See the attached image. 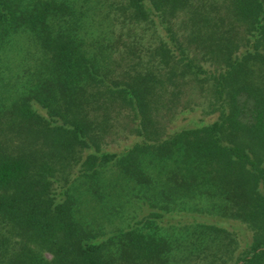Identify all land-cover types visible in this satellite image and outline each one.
I'll list each match as a JSON object with an SVG mask.
<instances>
[{
  "label": "trees",
  "instance_id": "trees-1",
  "mask_svg": "<svg viewBox=\"0 0 264 264\" xmlns=\"http://www.w3.org/2000/svg\"><path fill=\"white\" fill-rule=\"evenodd\" d=\"M222 6L215 20L204 11L203 3L193 4L192 0H124L121 9L132 22L153 23L155 17L167 40L157 36L149 52L151 71H136L124 81L107 83L98 73L97 58L86 56L81 41L68 30L55 28V18L70 12L66 3L0 0V42L11 33L31 34L42 50L46 68L35 89L0 109V133L7 129L20 141L10 145L7 140L0 145V223L18 229L37 250L51 255L48 259L39 251L29 250L28 255L20 254L21 260L12 258L5 264H166L168 241L141 227L133 225L117 232L114 242L94 238L72 214L68 191H53L49 179L56 170L64 173L74 164L79 166L77 174L93 188L98 183L99 169L116 162L124 174L147 184L149 177L138 162L143 152L152 155L153 167H160L152 171V180L171 165L159 192H153L155 197L169 199L173 191L193 197L198 186L205 187V183L220 189L224 210L233 205L234 215L250 223L253 231L250 251L239 257L240 264H264V168L249 158L245 147L250 145L244 142L249 136L264 143V99L251 85V66L264 59V1L226 0ZM179 15L184 16L179 22L184 34L174 29ZM223 21L226 27L222 28ZM210 22L218 31L219 41H207L208 51L224 66L211 76L212 93L223 101L217 118L161 136L156 119L148 120L147 110L152 107L155 113L163 89L177 74L194 73L192 67L202 72L190 58L183 60L188 57L184 56L188 45L199 43L202 28L209 30ZM237 25L251 36L244 42L250 49L232 57L238 47L232 33ZM213 33V29L204 32L203 41ZM171 46L178 51L177 60L173 59ZM99 96L128 106L139 118L133 130L152 137L120 153L100 149L96 130L106 122V113L104 102H97ZM93 99L103 111L99 124L94 117L91 120L80 112ZM40 109L44 114L37 112ZM248 201L251 205L245 210ZM150 217L153 222L162 214L153 212ZM110 245L115 246L114 251L109 250Z\"/></svg>",
  "mask_w": 264,
  "mask_h": 264
},
{
  "label": "rangeland",
  "instance_id": "rangeland-1",
  "mask_svg": "<svg viewBox=\"0 0 264 264\" xmlns=\"http://www.w3.org/2000/svg\"><path fill=\"white\" fill-rule=\"evenodd\" d=\"M26 1L28 0H24ZM56 1L66 3L70 12L55 18V28L68 30L81 41L87 57L91 55L97 58L98 73L103 75L105 82L124 81L136 71L144 73L146 69L152 70L149 52L157 43L158 37L167 40L155 17L153 23L132 22L121 9L124 0ZM192 1L193 4L203 3L204 11L216 20L226 0ZM183 17L179 15L174 20V29L178 34L183 31L179 23ZM225 21L222 22V28L226 27ZM210 24V29L203 27L202 33L212 29L215 33L204 41L202 34L199 43L195 41L188 45L187 55L184 54L188 57H184L183 61L190 58L192 65L198 64L202 72L192 67L194 73L185 72L183 76L177 74L172 82L166 84V89H163L159 99L161 104L155 113L152 112V107L147 110L148 120L156 119V126L162 131L161 136L180 128L191 127L199 121L209 123L217 118L223 101L212 93L211 76L221 72L224 66L208 51L207 41L214 44L219 41L218 31H215L213 22ZM232 33L238 45L232 52V57L240 55L245 48L250 49V46H244V42L251 36L241 25L235 26ZM179 41L187 46L184 39L179 38ZM170 49L173 59L177 60L178 51L174 46ZM44 61L42 50L27 32L11 33L0 42V109L9 107L36 88L37 82L46 73ZM260 61L251 66V85L263 100L264 59ZM98 90L102 91L103 86L99 85ZM33 102L30 101L31 104ZM97 102L100 105L104 102L106 113V122L102 127L98 125L100 130H96L100 149L120 153L133 143L152 137L146 132L140 135L133 130L139 123V118L133 116V111L128 106L118 100L113 102L100 96ZM96 106L94 99L89 100L80 112H85L91 120L94 117L99 124L103 111ZM37 112L44 114L42 109ZM3 125H6L4 120ZM17 136L4 129L0 133V145H4L7 140L11 141L10 145L19 144ZM244 142L250 145L245 147L249 158L258 167L264 168V143H257L249 136L244 137ZM84 153L85 151L82 155ZM138 162L149 177L147 184L137 183L124 174L121 164L110 162L99 169L98 183L93 188L77 174L79 166L74 164L65 168L64 173L56 170L53 177H49L52 181L51 188L55 192L60 188L68 191L72 201V214L81 225L91 230L94 238L114 242L117 232L134 225L168 241V250L164 254L166 264H240L239 257L250 251L253 231L250 223L234 215L233 205L224 210V197L220 189L205 183V187L198 186L193 197L179 191H173L169 199L155 197L153 192H159L171 165L165 166L152 180V171L157 172L160 168L152 166V155L148 152L140 153ZM247 203L245 210L250 208L251 201ZM153 212H161L162 217L152 222L150 213ZM9 225L0 223V264L11 262L12 258L21 260L20 254L28 255L29 250L39 251L48 259L51 257L46 250H37L28 236ZM114 247L110 245L108 248L114 251Z\"/></svg>",
  "mask_w": 264,
  "mask_h": 264
}]
</instances>
